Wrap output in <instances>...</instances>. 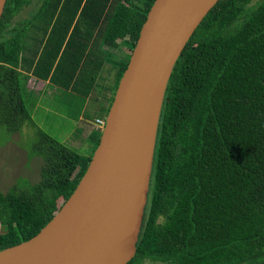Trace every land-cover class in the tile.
<instances>
[{
	"label": "trees",
	"instance_id": "trees-1",
	"mask_svg": "<svg viewBox=\"0 0 264 264\" xmlns=\"http://www.w3.org/2000/svg\"><path fill=\"white\" fill-rule=\"evenodd\" d=\"M142 1L143 10H133ZM155 0H7L0 20V126L31 119L30 78L89 97L123 43L135 49ZM37 103V101H35ZM83 156L40 133L41 180L0 191V251L35 237L85 175ZM264 264V0H221L176 63L148 204L129 264Z\"/></svg>",
	"mask_w": 264,
	"mask_h": 264
},
{
	"label": "water",
	"instance_id": "water-1",
	"mask_svg": "<svg viewBox=\"0 0 264 264\" xmlns=\"http://www.w3.org/2000/svg\"><path fill=\"white\" fill-rule=\"evenodd\" d=\"M220 1L155 0L85 175L39 234L0 251V264H129L135 258L168 85ZM6 4L0 0V20Z\"/></svg>",
	"mask_w": 264,
	"mask_h": 264
},
{
	"label": "rangeland",
	"instance_id": "rangeland-1",
	"mask_svg": "<svg viewBox=\"0 0 264 264\" xmlns=\"http://www.w3.org/2000/svg\"><path fill=\"white\" fill-rule=\"evenodd\" d=\"M110 51L112 59L118 63L127 61L132 55L131 50L124 45ZM116 66H111L113 73L117 72ZM115 78L116 76L110 79L100 76L94 95L89 96L90 98L50 84L49 88L42 92L43 83L35 78L29 79L27 87L36 93L28 99L31 119L18 133H12L7 127L0 126V191L7 193L14 187L19 190L28 189L40 182L43 160L35 147L42 132L85 157L91 154L85 136L88 130L92 131L93 121H106L107 111L100 110V96L107 85L115 88ZM33 97L41 99L38 105ZM143 264L163 263L146 261Z\"/></svg>",
	"mask_w": 264,
	"mask_h": 264
},
{
	"label": "crops",
	"instance_id": "crops-1",
	"mask_svg": "<svg viewBox=\"0 0 264 264\" xmlns=\"http://www.w3.org/2000/svg\"><path fill=\"white\" fill-rule=\"evenodd\" d=\"M117 75V72L116 73H113V69H112V67H105V69L103 70V72L100 74V76H104L105 78H107V79H110L111 77L113 78V77H115ZM100 78V77H99ZM31 79H34V78H30V80ZM106 79V80H107ZM41 83H43V86H44V88H43V90H42V92H44L45 90H46V88H49V84H47L46 82H42L41 80H39ZM115 82V81H114ZM113 83V82H112ZM28 85H29V83H28ZM27 85V86H28ZM96 86H97V84H96ZM95 86V87H96ZM26 89H27V92H28V95L29 96H34V95H36V93H34V92H32V91H30L29 89H28V87H26ZM95 89V88H94ZM69 92H74V91H72V90H69ZM94 90H93V92L91 93V95H90V97L91 96H93L94 95ZM112 93H113V89H112V87H110L109 85H107V87H106V89H104L103 90V94L100 96L101 97V106H100V110L103 112V111H105L106 112V110L109 108V106H110V101H111V99H112ZM38 95V94H37ZM39 96V95H38ZM40 97H42V96H40ZM89 97V98H90ZM34 99H36V101H37V105H38V102H40L41 101V99H39V98H36V97H33ZM96 120H102V119H96ZM96 120L95 121H93L94 123L92 124V131H90V130H88L87 131V133H86V136H85V139L87 140V143H86V145H87V147L90 149V151H91V149H92V145L89 143V136L92 134V132H94V130H97V125H96ZM103 121V120H102Z\"/></svg>",
	"mask_w": 264,
	"mask_h": 264
},
{
	"label": "flooded vegetation",
	"instance_id": "flooded-vegetation-1",
	"mask_svg": "<svg viewBox=\"0 0 264 264\" xmlns=\"http://www.w3.org/2000/svg\"><path fill=\"white\" fill-rule=\"evenodd\" d=\"M133 3H134V5H133V7H132L133 10H137V9L143 10L144 5H143L142 1H136V2H133ZM123 45H124L125 47L129 48V49L131 50V52L133 53V50H134V49H132L131 46H130L129 44L123 43ZM131 56H132V55H131ZM131 56H129V61H130Z\"/></svg>",
	"mask_w": 264,
	"mask_h": 264
},
{
	"label": "built area",
	"instance_id": "built-area-1",
	"mask_svg": "<svg viewBox=\"0 0 264 264\" xmlns=\"http://www.w3.org/2000/svg\"><path fill=\"white\" fill-rule=\"evenodd\" d=\"M96 125H97V130L102 131L105 125V122H103L102 120H96Z\"/></svg>",
	"mask_w": 264,
	"mask_h": 264
}]
</instances>
